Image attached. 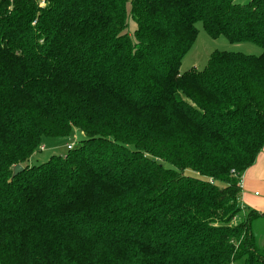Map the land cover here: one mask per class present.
<instances>
[{
    "label": "trees",
    "instance_id": "16d2710c",
    "mask_svg": "<svg viewBox=\"0 0 264 264\" xmlns=\"http://www.w3.org/2000/svg\"><path fill=\"white\" fill-rule=\"evenodd\" d=\"M198 23L261 52L180 71ZM263 145L264 0H0V264H264Z\"/></svg>",
    "mask_w": 264,
    "mask_h": 264
},
{
    "label": "rangeland",
    "instance_id": "374dc122",
    "mask_svg": "<svg viewBox=\"0 0 264 264\" xmlns=\"http://www.w3.org/2000/svg\"><path fill=\"white\" fill-rule=\"evenodd\" d=\"M236 3L243 4L248 0H234ZM135 27L134 23L130 20L129 32L133 31ZM198 34L195 39V42L190 49V51L182 59L180 65V71H185L191 67L196 69H202L207 62L208 55L214 50L220 51H232V52H242L245 54H259L261 48L252 42H235L229 40L227 37L220 35L217 37L209 36L205 30L202 28L201 24H197ZM83 139V133L74 128L69 135L64 137H45L41 144L38 145L34 154L30 157L29 163L39 164L45 162L53 154H65L67 151V145L78 146ZM258 189L259 196L262 194V190ZM239 200V198H238ZM240 203V202H239ZM241 213L243 209H246V213L251 210H256L254 208L248 209L246 204L241 203ZM264 212V211H258ZM240 218L238 214L236 216L235 222ZM251 231L253 234L257 235V240L260 241V236L264 237V217H253L250 223ZM263 242V241H262ZM236 264V263H231Z\"/></svg>",
    "mask_w": 264,
    "mask_h": 264
},
{
    "label": "crops",
    "instance_id": "0c3cea01",
    "mask_svg": "<svg viewBox=\"0 0 264 264\" xmlns=\"http://www.w3.org/2000/svg\"><path fill=\"white\" fill-rule=\"evenodd\" d=\"M262 190L261 196H259L258 189ZM239 205L241 203L246 204L248 209L251 207L257 211H264V145L257 154V157L253 164H251L243 173L241 177V191L239 195ZM242 210V207H241ZM242 213H246V209H243ZM264 217V216H258ZM257 217V218H258ZM256 245L259 248L264 249V237L260 236V241L257 240V235L253 234ZM263 241V242H262Z\"/></svg>",
    "mask_w": 264,
    "mask_h": 264
},
{
    "label": "water",
    "instance_id": "95a60500",
    "mask_svg": "<svg viewBox=\"0 0 264 264\" xmlns=\"http://www.w3.org/2000/svg\"><path fill=\"white\" fill-rule=\"evenodd\" d=\"M21 170H22V166L20 164L14 165L12 169V175L13 176L17 175Z\"/></svg>",
    "mask_w": 264,
    "mask_h": 264
},
{
    "label": "built area",
    "instance_id": "2783aa9c",
    "mask_svg": "<svg viewBox=\"0 0 264 264\" xmlns=\"http://www.w3.org/2000/svg\"><path fill=\"white\" fill-rule=\"evenodd\" d=\"M43 2H44V0H39V4H40V5H42V4H43ZM66 147H67V148H70V147H71V145H70V144H68ZM240 186H241V181H240Z\"/></svg>",
    "mask_w": 264,
    "mask_h": 264
}]
</instances>
